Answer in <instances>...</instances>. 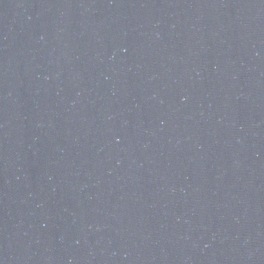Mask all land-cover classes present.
Segmentation results:
<instances>
[{
    "label": "water",
    "instance_id": "95a60500",
    "mask_svg": "<svg viewBox=\"0 0 264 264\" xmlns=\"http://www.w3.org/2000/svg\"><path fill=\"white\" fill-rule=\"evenodd\" d=\"M0 264H264V0H0Z\"/></svg>",
    "mask_w": 264,
    "mask_h": 264
}]
</instances>
